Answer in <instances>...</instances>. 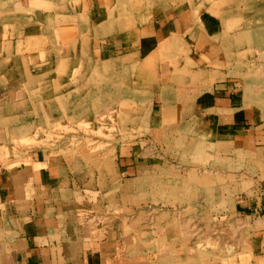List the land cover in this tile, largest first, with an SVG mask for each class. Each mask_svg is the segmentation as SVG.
Segmentation results:
<instances>
[{
    "label": "crops",
    "instance_id": "crops-1",
    "mask_svg": "<svg viewBox=\"0 0 264 264\" xmlns=\"http://www.w3.org/2000/svg\"><path fill=\"white\" fill-rule=\"evenodd\" d=\"M45 3L41 21H0V264H264V0ZM96 120L105 139L19 144L36 128ZM212 157L231 164L199 188L237 191L224 214L237 223L231 242L207 231L195 249L194 230L172 228L163 238L179 240L159 250L129 216L103 217L151 178L195 189L188 175ZM193 204L173 199L187 209L161 217L189 227Z\"/></svg>",
    "mask_w": 264,
    "mask_h": 264
},
{
    "label": "rangeland",
    "instance_id": "rangeland-1",
    "mask_svg": "<svg viewBox=\"0 0 264 264\" xmlns=\"http://www.w3.org/2000/svg\"><path fill=\"white\" fill-rule=\"evenodd\" d=\"M44 1L47 3L50 1L52 3H57L59 0H0V21L4 23L10 22L12 18L17 21L19 19H24V17L26 16H34V18H37L41 21L42 18L38 17V10H41L45 7ZM47 6L48 9L51 8V10L54 7L50 4H48ZM34 7L35 9H33ZM25 11L28 12L26 13ZM105 112L106 111H104V113H98L96 119H98L99 121L106 119L105 116L107 115V113ZM98 120H96L97 123ZM105 122L104 125L98 123V126L94 129L91 128L89 123H82V125L79 126H63L59 124H54L50 127L36 128L33 136L20 140L19 144L29 148L35 147L37 145H54L55 147H57L63 146L66 143L68 145H73V141L65 142L63 140L66 137L72 136L74 138L77 135H82L84 137L87 136V138L89 139L91 135L94 139H105V133L108 132L107 125H105ZM98 142L99 143H95L90 140H86L82 144L84 147L93 146L94 150L104 149L108 145L107 143H102L100 141ZM246 160L249 159L247 158ZM195 164L196 167L200 166L199 168H201L202 171L199 173L188 175L190 177L188 181L193 183L192 187L194 185L195 189H189V191L181 189L179 190L177 188L171 189L169 183V181L171 180L170 174L163 176L164 183H162L160 189H156V180L154 178H151L147 180V190L145 191L146 195H144V193L140 195L138 188H135L131 194L132 204L126 205L124 212L121 209L122 207H114L113 209L111 208L110 214H104L103 217L110 216V219H112L118 217L120 214H125V216H129L131 230L132 232L136 233L137 238H139V232H141V236H144V232H146L147 243H149L151 247H157V249L159 250H168L173 245H176V243L172 244V242H176L177 240H179L178 238H163V235L169 234L172 228L173 230H179L180 232L181 230L183 232H186L188 228L192 231L194 230L193 232H195L196 236L195 238H191L190 242L194 241L195 249H200L201 247H203L202 235L204 232L207 231L210 232V240L218 241L216 236L219 235V230H221L223 231L221 233L224 234L225 232L227 234V241L231 242L234 239L233 231L237 229V223L234 218L228 219L227 221L224 220V214L228 217L231 214L234 198L237 197V194H235L237 191H230L226 193V190H220L216 186L213 189L206 190L199 188L201 182H207L206 180H208V182H212L215 180L213 178L211 179L212 175L211 173H209L210 171L218 170L219 168L223 169V167L226 169V166L228 168L231 163L229 162V160L224 163L219 161L218 158L212 157L211 161L203 160L202 162H196ZM199 168L198 170H200ZM204 169L207 171V173H203V171H205ZM252 176L253 175L248 174L247 179L245 180L250 183V180L252 178L254 179V176ZM183 177L186 181L187 174H185ZM179 182H181V180H179ZM241 194L242 196H251L252 191L243 189ZM140 196L142 202L144 200V196H146L145 204L142 202L141 204H139L138 201L140 199ZM233 196L235 197L233 198ZM238 196L240 195L238 194ZM177 198H186L194 203L192 206L189 207L187 211L182 210L183 214H187L189 212V215H192L194 217V221L189 224V227H187L188 224L184 221H175L172 224L171 222L165 221V218H168L169 216L163 218L161 217L162 212H170L169 210H174L178 208H184L185 210L187 209V207H176L169 205V203H171L173 199ZM161 203H163L164 205H161ZM127 213L129 215H127ZM156 213L159 215V221L156 220ZM206 216L211 217L210 223L203 222V220H200ZM221 216L223 218H221ZM239 224L240 223L238 222V225ZM183 239L184 242H180L181 244H185V242L187 241V238ZM207 246L211 249H214L216 245L213 243H207ZM181 249H183V246L181 247ZM175 251L177 250L175 249Z\"/></svg>",
    "mask_w": 264,
    "mask_h": 264
}]
</instances>
